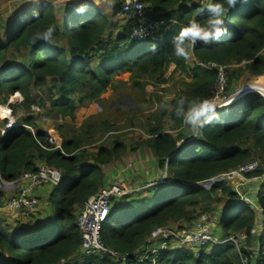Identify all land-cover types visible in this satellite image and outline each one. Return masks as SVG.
Returning a JSON list of instances; mask_svg holds the SVG:
<instances>
[{"label": "trees", "instance_id": "trees-1", "mask_svg": "<svg viewBox=\"0 0 264 264\" xmlns=\"http://www.w3.org/2000/svg\"><path fill=\"white\" fill-rule=\"evenodd\" d=\"M143 2L147 5L145 17L163 22L157 35L144 41L131 38L134 21L131 18L128 28L116 39L112 38L113 34L108 32L112 22L98 9L73 10L61 24L54 7L47 3L12 22L0 40V104L3 95L8 97L18 92L30 109L34 105L32 87L46 86L48 79H53L58 93L50 100L51 109L63 117L74 118L77 107L72 96L78 90L90 87L86 99L91 101L106 93L116 76L130 73L138 85L156 76L163 78L166 68L173 65L191 81L186 84L183 95L171 102L170 112L161 107L160 115L153 118L154 124L148 128L149 138L141 144L154 152L161 169L167 168L171 182L155 186L150 196L132 200H128L130 195L123 197V201H117V208L112 209L103 226L102 239L107 247L124 256L125 261L111 255H83L77 210L106 185L105 168L121 160L127 147L119 142L111 148L101 146L93 161L86 162L85 152L81 150L82 135L64 140L61 148H56L40 131L28 130L27 127L35 125L34 118L28 116L21 126L1 139L3 179L14 181L24 172L38 171L34 158H30L33 152L48 166L61 170L62 179L49 196L52 214L43 225L23 233L19 226L11 231L0 224V264H241L232 242L206 246L199 256L191 250L171 248H158L145 258L139 255L156 229L172 221L192 222L208 214L207 209L193 216L189 208L211 201L218 192L229 201L220 221L224 237L245 233L247 246L240 251L250 258L252 252L246 247L257 242L258 254L252 261L264 264V224L261 234L252 233L257 220L255 209L227 181L211 189L197 187L254 161L255 154H264V97L250 93L217 111L210 123L198 129L194 139L174 136L163 128L167 115L175 128L183 126L175 111L179 98L183 97L187 105L192 100L214 97L218 73L201 64L213 62L228 67L247 62L253 75L264 73V2L241 0L229 9L225 17L228 32L207 45L197 42L191 50L194 55L191 66L188 60L174 56L171 42L190 20L204 22L206 13L199 11L200 5L194 0ZM121 7L122 2L118 0L115 14L120 13ZM50 26L55 30L51 39L45 40L41 34ZM11 50L26 51V61L9 62ZM227 73L229 76L228 70ZM56 140L60 144L58 136ZM182 141L184 144L180 145ZM40 143H47V147ZM263 175L264 169L260 168L247 177ZM257 199L264 209V195L260 193ZM182 252L186 254L182 256Z\"/></svg>", "mask_w": 264, "mask_h": 264}, {"label": "rangeland", "instance_id": "rangeland-1", "mask_svg": "<svg viewBox=\"0 0 264 264\" xmlns=\"http://www.w3.org/2000/svg\"><path fill=\"white\" fill-rule=\"evenodd\" d=\"M47 3H50L54 7L61 24L65 22L68 14L79 8L98 9L104 12L112 22L111 26L108 28V32L113 34L112 38L114 39L130 25V16L115 14L118 0H0V40L4 38L6 27L10 26L12 22L19 21L22 16L31 10L44 6ZM106 37L107 35H105L104 38ZM26 55V51L16 52L11 50L8 61L13 64H19L26 61ZM262 55L264 56V51ZM188 63L190 66L192 65L193 60L191 57ZM227 70L230 76V86L228 88L229 95L235 94L244 87H247L245 91H247V89H253V86L264 87V73L257 76L253 75L248 68L247 62L232 64L228 66ZM157 77L159 78V76H156V79L151 78L145 81V83L136 85L130 73L116 76L113 85L108 88L107 92L91 101L86 99L89 95L90 87L80 89L72 96V100L77 107L74 118L63 117L60 113L51 109L50 100L53 97L56 98L58 93V86L53 79H48L46 86L39 88L32 87L31 96L34 105H32L30 109L25 106L24 99L18 92L8 97L3 95L4 100L0 106L9 107L12 119L20 126L23 123V119L32 116L35 120V125L32 127L34 132L40 131L42 133L44 131L54 130L61 140V144L64 140H69L73 136L82 135L81 150L85 152L84 158L86 162L93 161L92 158H94V155L97 154L101 146L111 148L116 142L125 144L127 152L122 158L124 160L113 161L106 169L111 170L116 162H119L123 169L124 165H126L130 174L135 175L134 177L137 179L144 174L146 177L148 175L150 176L153 172V163H143L145 159L141 158L139 152H137L139 149H141L142 152L146 149V147L141 146V144L149 138L148 128L154 124L153 118L160 115L161 107L163 106H165L164 108L166 111L170 112L172 109L171 102L183 95V92L186 90V84L191 81L188 75L177 71L173 65L166 68L163 78L157 79ZM242 93L243 92L238 93L237 96ZM17 94H19L20 97ZM13 99H15V101ZM230 105H222L217 111L227 108ZM6 123L7 121L0 120V128ZM163 128L165 132L171 133L174 136L181 135L194 139L198 134V130L193 131L192 128L186 124H183L181 128H175L174 122L168 115L163 119ZM46 144L47 143H44L43 145L47 147ZM182 144H184V141L180 143V145ZM50 145L57 148L56 144ZM137 146L139 148L133 151L132 149ZM77 154H81V151H78ZM142 155L144 154L142 153ZM254 157L253 160L259 163L260 168L264 169V154H255ZM30 158H34V162H36L38 167L47 165L43 160L38 158L36 152L30 154ZM145 165L149 166L148 169ZM1 171L2 166L0 162V172ZM157 172L158 176L156 180L158 181L150 183L148 186L146 182L145 184H141L140 188H134L123 182L127 187L135 190L128 200L138 199L141 196H150L152 195L151 192L154 193L153 190L155 186L171 182L172 178L168 177L167 168H165V170L159 169ZM140 180L141 179H138V182ZM6 182L9 181H4V183ZM227 182H229L232 187H238L242 197L245 199L248 198L252 202L251 206H253V208L259 206L257 198L260 193L264 195V179L263 181H240L241 183L233 179ZM239 185L241 186L239 187ZM2 187L4 191H0V203H6L12 196L18 193L17 188ZM47 190L52 192L53 187H42L35 192V195L38 196L40 200V206L35 216H30L27 219L22 217L14 219L6 212H1L0 224L6 226L11 231H15L19 226V230L23 233L32 231L37 226L43 225L47 221L48 215L52 214V208L51 205H49V196L51 192L47 193ZM121 200L122 199H118L113 203V209L117 208L116 203ZM228 202L227 197L218 192L213 196L211 201L189 208L193 216H199L200 213L202 214L207 209L210 211L208 214L204 215V217L207 219L206 222L211 223L212 233L218 241L227 238L224 237L223 230L220 227V221L228 206ZM258 219L256 223H258ZM198 221H196V223ZM256 230L260 234L263 232V229L261 231L260 228ZM232 234H234L232 236L238 238L236 242H232L236 246V253H238L241 247L247 245H245L244 240L240 239L241 236L237 237L239 233ZM151 241L152 242L147 244L146 247L140 249L139 255L148 256L151 252L155 253L158 248H161V243L158 240ZM170 248L179 249L172 246H170ZM185 254V252L181 253L182 256Z\"/></svg>", "mask_w": 264, "mask_h": 264}, {"label": "built area", "instance_id": "built-area-1", "mask_svg": "<svg viewBox=\"0 0 264 264\" xmlns=\"http://www.w3.org/2000/svg\"><path fill=\"white\" fill-rule=\"evenodd\" d=\"M122 2V7L119 15L130 16L133 19L131 38L134 41H144L153 38L157 35L158 30L162 26L163 22L152 21L145 17V10L147 5L143 0H120ZM142 4L143 7L138 8L137 4ZM202 67L217 71L218 78L215 85L214 97L211 99L216 104V110L220 106L232 105L233 98L238 95L239 91L233 95L228 94L229 88V76L227 73V66H222L217 63H207L201 64ZM250 87V86H248ZM249 89L247 94L259 93L264 95L263 91L258 88ZM245 95V96H246ZM264 97V96H263ZM9 110V117L0 116V120L7 121V123L0 128V140L9 136L10 132L18 128L20 125L17 124L14 119H12L11 110ZM28 130L33 131L31 127H27ZM54 130L42 132V137L48 141L50 144H56L57 148H61L62 144H58L56 140L52 138V133ZM42 147L46 148L42 143ZM260 169V165L257 161L249 162L239 169L230 171L228 173L221 174L212 179L206 180L208 185L206 189H211L215 184L221 181H231L233 179L239 178L242 181L254 180L263 181L264 177H254L248 178L247 174L256 172ZM62 179V171L48 165H43L39 167L38 171L24 172L17 180L9 181L4 183L2 174L0 172V191H4L2 186L17 188V194L12 196L6 203H0V213L6 212L12 218L17 219L19 217L29 218L30 216H35L40 206V200L38 196L35 195L36 190L42 187L57 186ZM135 190L127 187L123 182L119 180L111 181L106 184L101 190L92 196L82 207L81 211L77 216V225L81 234V246L80 251L83 255L91 256H104L111 255L116 258H120L125 261L126 258L121 256L118 252L107 247L102 239V230L105 222L109 218L111 211L113 209V203L123 197L129 196L134 193ZM235 191L240 195L241 199L252 205V202L248 198L242 197L238 187ZM253 207V206H252ZM257 215L258 223L253 230V235L258 236L260 233L256 230L257 228H263L264 224V209L260 206L254 208ZM257 221V220H256ZM259 224V225H258ZM211 223L202 221L200 223H195L189 228H158L148 239L147 244L151 243V240H158L161 248H170V246L179 249H186L193 251L197 256H199L202 249L206 246L219 243L236 242V237L230 236L223 240H219L214 237L212 233ZM240 239L244 240L246 244L247 236L245 233L238 234ZM146 247V246H144ZM156 252V251H155ZM241 259V264H255L252 258L258 254L257 251L252 253L249 258L244 255L240 250L238 252ZM143 258L147 256H142Z\"/></svg>", "mask_w": 264, "mask_h": 264}, {"label": "clouds", "instance_id": "clouds-1", "mask_svg": "<svg viewBox=\"0 0 264 264\" xmlns=\"http://www.w3.org/2000/svg\"><path fill=\"white\" fill-rule=\"evenodd\" d=\"M194 2L200 5L199 11L201 13H206V19L204 22L197 19L190 20L186 26L181 27L179 32L173 36L171 42L174 56L183 58L185 61L190 58L191 50L197 42L207 45L228 32L225 22L226 14L241 0H194ZM261 2H264V0H261ZM136 6L138 8L143 7L139 3ZM84 10V8L78 9L80 12ZM54 30V26H50L41 34L42 38L50 40ZM216 107L215 102L209 99L192 100L187 102L186 105L185 99L181 97L176 100L175 111L176 116L181 118L184 124L196 131L203 129L206 124L210 123L213 116L216 115Z\"/></svg>", "mask_w": 264, "mask_h": 264}, {"label": "crops", "instance_id": "crops-1", "mask_svg": "<svg viewBox=\"0 0 264 264\" xmlns=\"http://www.w3.org/2000/svg\"><path fill=\"white\" fill-rule=\"evenodd\" d=\"M40 7H42V6H40ZM190 57L194 61V55L190 54ZM188 61H189V59H188ZM147 149L148 148L146 147L144 152H142L141 149H139L137 152H139V155H140L141 158L145 159V161L143 163H147V162L153 163V167H152V169H153L152 171L153 172L150 174V176L148 175L146 177V175L144 174L142 176H139V178L136 179V177H134L135 175L130 174V171H129V169H127L126 165H124V169H123L120 166L119 162H116V164H115L116 166L114 165L111 170H107L105 168L106 184H108V183H110L111 181H114V180H119L121 182H124L125 184H129L130 186H132L134 188H140L141 187L140 185L141 184H145L146 182H147L146 185L148 186L150 183L158 181V180H156L157 176H158V172L157 171H159V169H161L158 166L159 165L158 158H157V156L154 154V152L152 150H150V149L147 150ZM142 153L144 155H142ZM123 160L124 159H121V161H123ZM156 164H157V166H156ZM145 166L148 169L149 166L148 165H145ZM138 179H141V180L138 182ZM239 183H241V182H239ZM240 186L241 185H239V187ZM142 188H146V187H142ZM233 188L235 189L236 187L234 186ZM48 192L50 193L51 191L47 190V193ZM79 211H81V210L80 209L77 210V215L79 214ZM204 220H207V219H206V217L203 216V217H200V218H198L196 220H193L192 222L181 221V222L176 223V222L172 221L166 227L167 228H180V229L181 228H189L190 226H193L194 223H196V221H198L197 223H200V222H202ZM253 245H250V246L246 247V250L248 252H252V253L257 251V249L259 248V246H258L259 244H257V242H255V243H253Z\"/></svg>", "mask_w": 264, "mask_h": 264}, {"label": "bare ground", "instance_id": "bare-ground-1", "mask_svg": "<svg viewBox=\"0 0 264 264\" xmlns=\"http://www.w3.org/2000/svg\"><path fill=\"white\" fill-rule=\"evenodd\" d=\"M261 85V84H260ZM263 86V85H262ZM254 88H258V89H260V91H263L264 92V87H260V86H256V87H254ZM245 92H248V91H245ZM245 92H243L242 94H241V96H243V94H245ZM19 97H20V95H19ZM9 110H8V108L7 107H5V106H0V116H3V117H5V116H7V115H9ZM7 117H9V116H7ZM54 134H52L51 136H52V138L54 139V140H56V136H58L57 134H56V132H53ZM57 141V140H56ZM57 143H58V141H57ZM59 144V143H58ZM60 144H61V140H60ZM236 181H238V182H240L241 180L239 179V178H236Z\"/></svg>", "mask_w": 264, "mask_h": 264}, {"label": "water", "instance_id": "water-1", "mask_svg": "<svg viewBox=\"0 0 264 264\" xmlns=\"http://www.w3.org/2000/svg\"><path fill=\"white\" fill-rule=\"evenodd\" d=\"M247 87H244L242 90H240L239 91V93L240 92H245V89H246ZM247 91H248V89H247ZM245 95H246V92H245V94H243V96H241V95H239V96H235L234 98H233V103L232 104H234L235 102H237V101H239L240 99H242L243 97H245ZM217 111V110H216ZM207 185H208V182H206V181H204V182H202V183H200V184H197V186L198 187H203V188H206L207 187ZM196 186V185H195Z\"/></svg>", "mask_w": 264, "mask_h": 264}]
</instances>
